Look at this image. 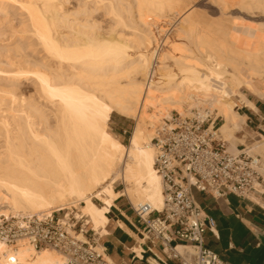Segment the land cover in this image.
<instances>
[{
  "label": "bare ground",
  "instance_id": "bare-ground-1",
  "mask_svg": "<svg viewBox=\"0 0 264 264\" xmlns=\"http://www.w3.org/2000/svg\"><path fill=\"white\" fill-rule=\"evenodd\" d=\"M67 1L0 0V12H6L8 3H18L17 24L24 25L18 36L1 46L13 59L0 60V64L8 60L5 68L12 66L0 67L7 73L0 80L13 81L9 82L14 86L22 75H30L35 92L44 100L24 102L23 97L14 108L16 114L0 117V214L46 217L80 201L75 217H85L103 236L110 207L120 196L154 210L163 206L149 130L163 108L184 113L185 104L202 115L204 106L213 108L222 120L217 132L230 151L237 142L247 141L245 135H236L245 126V116L235 110L233 99L254 108L241 87L264 98V89L255 84L257 78L264 79V25L235 19L233 30L215 26L203 30L200 21L186 12L176 24L177 40L158 56L157 79L143 82L152 59L145 48L155 40L146 20L177 12L181 0H134L128 6L122 0H78L72 8ZM218 2L264 14V0ZM97 10L108 17L107 22H99ZM127 12L133 13L127 14L133 25L128 23L139 31L117 33L116 25L125 23ZM100 23L106 27L102 32ZM112 108L135 118L127 145L108 130ZM249 146L264 155V137ZM118 180L123 191L114 190ZM132 249L140 254V246ZM176 249L184 250L180 245ZM10 251L0 242V264H8L4 252ZM16 255L21 264H61L59 254L50 249L35 252L21 244Z\"/></svg>",
  "mask_w": 264,
  "mask_h": 264
},
{
  "label": "built area",
  "instance_id": "built-area-1",
  "mask_svg": "<svg viewBox=\"0 0 264 264\" xmlns=\"http://www.w3.org/2000/svg\"><path fill=\"white\" fill-rule=\"evenodd\" d=\"M175 22L158 33L150 47L152 59L146 81L154 79L158 56L166 46ZM239 111V109H237ZM216 119L192 109L174 112L162 119L154 129L151 143L153 168L160 177L163 206L154 210L147 203L130 207L141 225V257L131 249L129 260L111 259L99 243L100 235L81 218L37 214H0V242L11 251L4 252L8 264H21L16 255L19 245L35 252L50 249L59 254L61 264H224L218 255L205 246V232L214 220L202 209L196 192L221 198L228 193L248 197L252 192L264 194V158L250 146L238 143L235 150L217 132ZM221 120V118L219 117ZM71 221V222H69ZM82 237H78V235ZM184 250L179 252L177 246ZM143 255H146L143 257Z\"/></svg>",
  "mask_w": 264,
  "mask_h": 264
},
{
  "label": "crops",
  "instance_id": "crops-1",
  "mask_svg": "<svg viewBox=\"0 0 264 264\" xmlns=\"http://www.w3.org/2000/svg\"><path fill=\"white\" fill-rule=\"evenodd\" d=\"M258 87L262 90L264 84ZM246 97L254 108L240 102L238 113L245 116V127L254 134L253 138L264 137V98L253 94ZM114 124L125 133L123 125ZM195 197L206 215L214 220V226L205 232L207 248L214 251L224 264H264V194L252 192L248 197H239L228 193L214 198L196 192ZM108 217L107 234L100 237L101 243L111 259L127 261L132 247L140 242L137 240L140 239L141 225L131 207L121 198L110 207ZM120 222L125 226H120ZM135 264L147 263L137 260Z\"/></svg>",
  "mask_w": 264,
  "mask_h": 264
},
{
  "label": "rangeland",
  "instance_id": "rangeland-1",
  "mask_svg": "<svg viewBox=\"0 0 264 264\" xmlns=\"http://www.w3.org/2000/svg\"><path fill=\"white\" fill-rule=\"evenodd\" d=\"M122 1H123V3H126V5L134 2V0H122ZM127 1H129V2H127ZM67 2H68L67 5H69L68 8H72L79 1L78 0L77 1L76 0H70V1L68 0ZM67 5H65V6H67ZM6 6H7V8L5 7V10H6V12H7V14L9 16L6 14V12H0V60H4V59L12 60L13 59V58L12 59L10 58L11 57V53L9 51H5L4 50L5 48H2L1 46L4 47L8 42L12 41L13 38L16 35L18 36L21 33V31H22L21 29H23V27L21 28V26H24L21 23L17 24V22H18L17 20L20 18L19 16H21V12H20V15H19V11H21V10L17 7L18 3L12 2L10 4L8 3V5H6ZM130 6H132V5H130ZM130 6L128 7L129 9L131 8ZM129 9H128V11H129ZM177 9H178L177 12H174V13H171V14L169 13L170 15L166 14L167 16H160V17L152 16V18L146 20V22L148 23L146 28L149 26L148 29L150 30L152 37H156V35L158 33L164 32L166 27L169 25L170 22H175L177 24L178 20L186 12L188 13V15H192L197 21H200V23L202 25L199 22H198V24H200V27H202V29L203 28L206 29V27H210V26H213V27L215 26L218 29H221L223 31L233 30V28H235V23H234L235 19L236 20H241V21H247L248 23H253V24H256V25H264V14L261 13L262 14L261 15L259 13H254L255 14L254 15V14H252L253 12L251 13L250 10H248V12H246L247 10L244 11L243 8H242L243 10H241V8H240V10H241L240 11L236 7L234 8L232 6H223V5H221L220 2H218V0H181L180 6H178ZM97 11L95 12V17H97L98 20L100 19L101 21H104V19H105V22H107L106 20H108V17L106 15H104L101 10L98 11V12ZM249 11H250V13H249ZM127 14H130L129 16H131V14H133V13L132 12L131 13L127 12V13L124 14V16H126V17H124L123 21L126 24L124 23L123 25H119V26L117 24L116 25V29H115V26H113V25L112 26L115 29V31H117V30L120 31L121 30V31H124L126 35L127 34L129 35L132 32L139 31V29L134 30V28H132L131 25H133V24H132L131 21H129L132 18L130 17L131 19H129V16H127ZM250 14H252V15H250ZM256 14H258V15H256ZM195 15H196V17H195ZM100 20H99V22H100ZM19 22H20V20H19ZM111 22H113V24H114V20L111 21ZM128 22H131V25ZM176 24L173 26V30L171 31L170 37H169L170 39L166 40V45L167 46H165L163 48V50H167L169 45L174 43L177 40L178 33L175 30V28L177 27ZM208 24H209V26H207ZM100 25H101V23H100ZM103 25H105L104 22H103ZM103 25H101L102 27L100 26L101 30H99V31H101V32H102V28H103V30L106 28ZM19 28H20V30H19ZM24 29H25V27H24ZM1 33H2V35H1ZM117 33H119V32L117 31ZM26 35H29V34L27 33ZM9 36H11V37L13 36L11 38V40H9L10 39ZM8 37H9V39H8ZM152 43H153L152 41L149 42V44L147 45L145 50H147L149 52L150 51L149 49L152 46ZM2 49H3V51H2ZM131 51L135 52V48H132ZM6 52H8V53H6ZM4 53H6V54H4ZM1 54H4L5 56L1 55ZM7 54L10 55L9 58H7L8 57V56H6ZM7 61L6 60L3 61V64H0V67L1 68L2 67L5 68L6 64L4 65V63H6ZM8 67H12V66H8ZM8 67H6V68H8ZM6 74L7 73L0 72V76L1 77L2 76L5 77L4 75H6ZM22 76L19 78L17 83H13V84H16L19 87V89H18V87L16 85H14V86H16L18 91L14 90L16 88H13L14 86L10 85V82H13V81H10V80L7 81V82L10 81L9 82L10 86H9L8 83L6 82L7 79L6 80H2V79L0 80V117L1 118H3V116H7V114L8 115L9 114H14L15 113L14 108L18 107L19 103H21V101H22L21 98L23 99V97H24V99H23L24 102H27V101L28 102H31V101H33V102L37 101L38 102L39 101V103L40 102L42 103L44 101L43 99H41L42 97H40L41 96L40 93L39 92H37V93L35 92L36 89L34 87V82L32 81L33 79H29V77L31 78V76L30 75L27 76L29 80L26 79L27 77H25V75H22ZM154 79H157V78L155 77ZM143 80H145V81H143ZM143 80H142L143 82H146V77H145V79L143 78ZM255 84H256L257 87L259 85L264 84V79L257 78L255 80ZM8 86L12 87L13 89L9 88ZM20 87H21V90H20ZM258 88L260 89V87H258ZM13 90H14V92H12ZM239 90H240V92H242V93H244L246 95L249 94V95L252 96V94L249 93L243 87H241ZM28 92H30V93H28ZM29 94H31V95H29ZM26 95H28L27 98H26ZM37 98H39V99L37 100ZM34 99H35V101H34ZM18 100H20V102ZM233 100L236 101V103H237V106L235 107V110H237L238 107L240 106V102H238L236 98H234ZM16 104H18V105H16ZM204 108H205L204 112L206 114L211 115V118L216 117V113L217 112H216L215 109L212 108V110L210 111V109L207 106H204ZM192 109L198 110L196 107H190L188 109V107H186L185 104H183L181 106V110L184 113H188ZM150 110H152V109H149V111ZM110 111L111 112H110V120L108 121V130L115 138L120 140L124 145H127L128 142H129L130 136H131V132H132L133 126L135 124V118L133 116L124 115V114H122L121 112H119L118 110H116L114 108H112ZM174 112H179V111L173 109V107H171V106L167 110L164 109V108L161 110V113H159L156 116V118L158 117L157 118V121H158L157 124H156V119H155V121L153 122L152 126L149 128V130H151L150 133H152V136H153L155 127L162 122V119L164 117H167L170 113H174ZM1 118H0V122H1ZM116 122L118 124H120V125H123V129L126 130L125 133H123V132H121L120 130L117 129L116 125L114 124ZM221 123H222V120H220L219 117H218V119H216V127H218ZM236 135L240 136V137L245 135L246 138H247L246 142H237L236 145L238 143H243V144L249 146V145H251V143L255 142V140L259 139L258 137L253 138L254 134L249 132V130L245 126H243L240 130L236 131ZM251 138H253V139H251ZM1 144H2V140L0 139V146H1ZM227 147H229L228 143H227ZM0 150H1V148H0ZM252 152L256 153V154H259L262 158H264V155L259 153L257 150H252ZM113 186H114V190L123 191L124 185L121 182V180L116 181ZM119 198H121L123 200V202H125L126 205L130 207V202L127 199L126 196L122 195ZM93 201H94V203L96 205H99V206L102 205V203L96 198H93ZM80 206H81V202L77 201L74 204H70L65 211L54 212L52 215L54 217H58V218L63 219V220H67L68 218H70V220L74 221L75 218H76L75 217V213L79 211ZM66 214H67V218H66ZM82 220L85 222L86 218L82 217ZM69 222H71V221H69ZM86 228H88V229L91 228L92 229V225L87 222ZM98 235L99 234H97L96 237ZM100 239H99V243H101Z\"/></svg>",
  "mask_w": 264,
  "mask_h": 264
}]
</instances>
